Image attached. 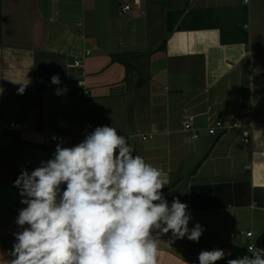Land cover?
<instances>
[{
  "label": "crops",
  "instance_id": "obj_1",
  "mask_svg": "<svg viewBox=\"0 0 264 264\" xmlns=\"http://www.w3.org/2000/svg\"><path fill=\"white\" fill-rule=\"evenodd\" d=\"M236 118L241 127L207 131ZM7 121L35 130H5ZM87 122L125 135L134 155L162 169L169 205L178 198L189 227L203 226L198 242L170 246L171 232L156 233L158 264H199L202 250L250 255L264 231V0H0V264L26 207L14 181L53 158L45 133L72 147Z\"/></svg>",
  "mask_w": 264,
  "mask_h": 264
},
{
  "label": "clouds",
  "instance_id": "obj_2",
  "mask_svg": "<svg viewBox=\"0 0 264 264\" xmlns=\"http://www.w3.org/2000/svg\"><path fill=\"white\" fill-rule=\"evenodd\" d=\"M28 83H20V94ZM51 83L59 85L60 77ZM162 177L112 126L96 127L72 147L57 143L53 158L14 181L26 207L16 218L21 230L7 264H158L156 233L171 232L170 246L185 237L198 242L203 226L189 227L192 215L178 198L169 205ZM247 251L227 264H264V248L252 243ZM226 255L231 252L202 250L199 264Z\"/></svg>",
  "mask_w": 264,
  "mask_h": 264
},
{
  "label": "built area",
  "instance_id": "obj_3",
  "mask_svg": "<svg viewBox=\"0 0 264 264\" xmlns=\"http://www.w3.org/2000/svg\"><path fill=\"white\" fill-rule=\"evenodd\" d=\"M248 1V0H246ZM130 8V5H125L123 10L126 11ZM91 51L88 50L86 55H90ZM76 67H81L83 65V61L80 59H76L74 62ZM77 86L81 87L84 91V94L88 96L90 94V90L87 87V83L84 78H78L76 80ZM243 125V121L241 118H236L231 121H223V120H216L210 123L207 126V131L211 135H217L219 133H224L226 131L232 130L234 128L241 127ZM3 128L5 130H13V131H34L35 129L27 122L23 121H7L4 123ZM95 125L92 122H87L85 125V137L91 131L95 129ZM184 129L188 132L192 133V137H196V139L200 136V131L198 128L194 127L192 121L190 119H186L184 121ZM56 137L57 139H53ZM144 139L146 136L143 137ZM246 141H249L248 137H245ZM44 144L46 147H50L55 143H62V145H68L71 141L69 137L57 134V133H45L43 138ZM248 237H252L254 234L252 231H248L246 233Z\"/></svg>",
  "mask_w": 264,
  "mask_h": 264
},
{
  "label": "trees",
  "instance_id": "obj_4",
  "mask_svg": "<svg viewBox=\"0 0 264 264\" xmlns=\"http://www.w3.org/2000/svg\"><path fill=\"white\" fill-rule=\"evenodd\" d=\"M125 56H126L125 54L121 55V56H116L115 59H118L120 61L121 60L124 61L125 60ZM255 244L259 248H264V231L258 236V238L256 239ZM227 260H229V259H222V260L218 261L217 264H227Z\"/></svg>",
  "mask_w": 264,
  "mask_h": 264
},
{
  "label": "rangeland",
  "instance_id": "obj_5",
  "mask_svg": "<svg viewBox=\"0 0 264 264\" xmlns=\"http://www.w3.org/2000/svg\"><path fill=\"white\" fill-rule=\"evenodd\" d=\"M130 1H131V0H130ZM245 230H246V229H245ZM255 230H256V229H255ZM257 230H258V232H260V231H259L260 229H257Z\"/></svg>",
  "mask_w": 264,
  "mask_h": 264
},
{
  "label": "water",
  "instance_id": "obj_6",
  "mask_svg": "<svg viewBox=\"0 0 264 264\" xmlns=\"http://www.w3.org/2000/svg\"><path fill=\"white\" fill-rule=\"evenodd\" d=\"M75 62V61H74Z\"/></svg>",
  "mask_w": 264,
  "mask_h": 264
}]
</instances>
